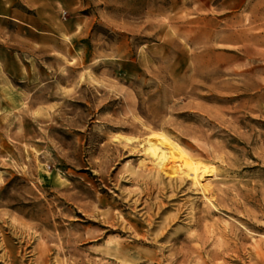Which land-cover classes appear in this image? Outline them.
<instances>
[{
  "label": "rangeland",
  "instance_id": "1",
  "mask_svg": "<svg viewBox=\"0 0 264 264\" xmlns=\"http://www.w3.org/2000/svg\"><path fill=\"white\" fill-rule=\"evenodd\" d=\"M0 264H264V0H0Z\"/></svg>",
  "mask_w": 264,
  "mask_h": 264
},
{
  "label": "bare ground",
  "instance_id": "2",
  "mask_svg": "<svg viewBox=\"0 0 264 264\" xmlns=\"http://www.w3.org/2000/svg\"><path fill=\"white\" fill-rule=\"evenodd\" d=\"M154 146L161 149L158 163L165 172L171 176L182 174L194 183L200 181L202 171L199 164L190 158L176 142L170 141L165 135L159 133Z\"/></svg>",
  "mask_w": 264,
  "mask_h": 264
}]
</instances>
